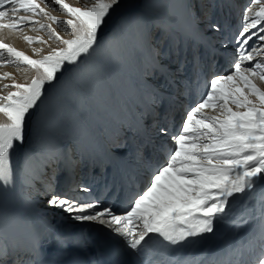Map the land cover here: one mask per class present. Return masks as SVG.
<instances>
[{"label": "snow or ice", "instance_id": "snow-or-ice-1", "mask_svg": "<svg viewBox=\"0 0 264 264\" xmlns=\"http://www.w3.org/2000/svg\"><path fill=\"white\" fill-rule=\"evenodd\" d=\"M258 11L247 7L243 13L242 30L229 39L234 43L235 59L230 62L226 74L213 73L204 77L201 94L195 106L186 109V118L178 128L159 127L152 104L156 90L147 81L143 87L149 96V105L140 114L137 135L149 131L145 120L152 117V128L167 136L173 144L166 154L154 164H146L147 171L136 179L137 187L130 188L126 203L120 207L86 195L83 199L70 198L56 192L46 193L47 204L60 207L71 213L80 222H97L111 233L121 237L134 260H124L123 250L114 248L109 259L96 256L92 241L83 234L49 233L42 235L34 229L28 247L20 249L12 264L27 258L28 264H45L41 259L44 241L54 242L63 252L69 248L85 254L83 261L74 264H195L180 259L169 260L172 251H179L192 238L215 233V225L228 221L237 233L249 223L258 227L229 251L228 259H216L206 264H264V0H250ZM120 0H91L89 6L74 7L65 0H0V29L22 32L35 25L47 28L59 43L42 54V49H33L30 56L0 39V66L14 64L18 69L34 70V75L25 83L13 80L11 85L0 86V189L14 186L16 168L11 155L17 144L25 141L27 118L43 100L47 86L54 85L65 72L78 71L81 64L101 46L100 32ZM47 7H59L68 18L50 15ZM43 16L51 23H41L35 17ZM208 14H206V18ZM53 25H64L69 38L60 35ZM259 26V27H258ZM207 30L220 31L219 24L210 23ZM28 44H47L42 37L23 35ZM138 40L146 43L147 31L138 30ZM213 37L202 34L206 47L212 46ZM251 42V43H250ZM226 47L227 45H222ZM36 56L38 58H33ZM199 58L197 57V62ZM11 73L4 72L0 80L8 79ZM12 88L3 95L5 89ZM206 93V94H204ZM205 109L211 111H205ZM131 130V129H129ZM117 135L114 147L123 148ZM34 156L28 154L21 168L28 165ZM257 187L261 198L256 207L257 215L235 213L233 202L238 194L252 199ZM80 191L90 194L82 185ZM149 243L156 245L149 248ZM7 249L0 248V264H7ZM91 256L92 259L87 257Z\"/></svg>", "mask_w": 264, "mask_h": 264}, {"label": "bare ground", "instance_id": "bare-ground-1", "mask_svg": "<svg viewBox=\"0 0 264 264\" xmlns=\"http://www.w3.org/2000/svg\"><path fill=\"white\" fill-rule=\"evenodd\" d=\"M120 3L124 7L133 9L140 6L141 11L144 12V15H142L144 16V23L147 19L148 21L162 24L164 27L172 28L177 26L192 39L198 42L202 41L201 38L203 33H201L194 24L195 18L188 7L189 0H173L172 3H170L171 8L162 4V0H131L130 2L120 0ZM198 7H200V4H198ZM206 19L207 18L203 21L204 24L206 23ZM114 22L115 21L110 18L107 19L101 31L107 32L108 29H112ZM173 35V31H171L170 36L172 37ZM204 36H208V34ZM130 37H132L139 46L142 59L149 58L150 56L148 55L146 45L141 43L137 38L138 32ZM108 43L112 46L108 47ZM228 46L229 44L226 47ZM127 53V50L123 51V49H121L118 42H101V46L91 57L87 58L86 63L81 64L78 71L65 72L54 85H51L50 88L45 91L42 103L32 110L31 116L27 118L26 126L28 124L29 126L28 130H25V144L28 143L29 146L33 148L35 158L30 160L27 166L21 168L26 156V154H24L22 160H20L18 164H13V167L17 170L14 186L8 188L6 191L0 189V239L3 240L4 243L0 248L7 249V262L10 261V259L11 261L17 259V255L15 254L18 253L20 249L28 247L34 229H39L44 236H47L49 233L83 234L88 229V225H93L95 223L76 221L72 218L71 213L64 211L60 207H53L51 213H46L44 210L30 204L24 197V194L27 192L30 182H38V178H40L37 167H43L42 163L47 162L41 151L45 152L52 162L59 159L65 167V171L71 169L70 162H68L71 158L61 154L62 142H77L83 148V156H91L93 154L91 141L94 144L96 142V137L93 134L92 126L88 123L87 117L89 121L94 122L96 119L93 117V112L96 110L92 107L91 102L87 100L88 94H97L98 92H101L103 95L107 94L102 75L97 68L108 69L115 76H124L127 69H129L130 56L127 55ZM132 65L136 66L137 61L133 60ZM123 81L127 83L125 78ZM130 91L138 94L135 89H130ZM104 98L107 97L104 96ZM143 100L146 101L145 99ZM148 105V102L147 105L142 103V108L145 109ZM85 114H87V117ZM1 118L3 119L2 116ZM120 121L121 119L119 118L118 122ZM97 129L103 131L109 139H115L117 135L122 138L121 130L115 129L111 125L103 123L101 126L97 124ZM153 130V134H155L154 137L157 141V139L160 138L158 129ZM159 142H162L163 145L164 140L160 138ZM169 142L172 141L169 139ZM82 162L84 163L85 169L89 161L82 157ZM142 166L144 167V163ZM87 170L88 169H86V172ZM64 175L68 176L69 174L65 172ZM90 179V175L85 173L84 181L81 186L84 185L90 189ZM63 180L64 179H61L58 186L51 189L48 186H43L44 182L42 178H40L39 183L42 184L41 187L43 186V195L47 196L46 193L54 191L60 195H67L74 199H83L86 195L89 196V193L80 191L81 186L80 188H72L71 190L63 187ZM99 180V178L95 179V181ZM45 185H48V183L45 182ZM259 190L260 188L257 187L254 197L248 200L246 205L244 203L246 197L252 196L253 194H238L237 200L233 202V211L245 215L248 213L257 215L256 207L260 200V197H258ZM261 195L260 191V196ZM47 198L49 197L47 196ZM259 222L258 217L255 223L245 225L240 228L239 233H237L228 221H220L215 225V233L204 234L202 240H209L210 238L217 239L223 236L225 239L234 240L241 235L243 229L251 228L252 230L258 227ZM68 250L69 254L80 252L75 248H69L61 252L54 242L46 239L44 241L41 259L45 261V264H64V256ZM193 261L194 260H191L190 262ZM19 264H28L27 258L21 259Z\"/></svg>", "mask_w": 264, "mask_h": 264}, {"label": "rangeland", "instance_id": "rangeland-1", "mask_svg": "<svg viewBox=\"0 0 264 264\" xmlns=\"http://www.w3.org/2000/svg\"><path fill=\"white\" fill-rule=\"evenodd\" d=\"M126 1L130 2L131 0H125V2ZM172 1L173 0H162V4H164L163 2L169 4ZM201 1L202 0H198V1L197 0H191L192 4H190V8L191 9H189V10H191V11L194 10L195 11L196 8H194V7H196L197 3L200 2V3H198V4H200L199 8H202L203 5H204L206 7L205 9L206 10L208 9L207 12L211 13L212 8L218 2H221V1L223 2L224 0H203L202 2ZM65 2L68 3L71 6H74V7H82L85 3H88L89 6L91 4V0H65ZM226 5H228L229 8L236 9L237 11L239 10L238 14L235 17V21L232 23L233 25H236L235 29L238 31V34H239V31L242 30L243 13L246 11L247 7H252L253 11H258V6L252 4L250 2V0H229L227 3L223 4V6H226ZM137 8H134V9L130 8V10L128 9L129 10L128 12H125V11H123V9H124L123 6L121 5V3H119V5L116 6V8L112 11L111 15L108 17V19L109 18L113 19V18L116 17L117 18V20H116L117 23L115 21L114 24H113L112 29H108L107 32H104V31L100 32V41L101 42H106V41L107 42H112V41L119 42V41H121L124 45H127V43H128V39L126 37L127 32L132 29L133 25L140 24V19L142 18V20H143V18H144V16H142V15H144V12H140V10H138ZM46 11H48L50 15H56V16L60 17L61 19H67L68 18L67 14L64 11H62L61 9H59V7H56L55 9H53L51 7H47ZM194 18H195L194 19V24H195L196 23V17L194 16ZM35 19H38L41 23H43L45 25H47L48 23H51L49 20H47L43 16L35 17ZM202 20L203 19L201 18V21ZM152 23H155V27L152 26L150 29H148L149 31H148L147 35L149 34V36H148L150 38L149 43H152L153 45H155L159 49V47L163 46V42H164V39L166 38V34L167 33L166 32H162L163 28L160 27L159 25H156L157 24L156 22H152ZM142 24H143V21H142ZM53 27L64 38H69L70 32H64L63 31L64 25H53ZM110 30H112V31L108 34V32ZM23 35H29V36H32V37L39 36V37H42L43 39L47 40L48 42H47V44H41L39 42H34L33 44L30 45V44H28L27 42H25L23 40V38H22ZM49 35H50V33L47 31V28L40 29L39 25H35L32 30H30L28 27H25V28L22 29V32H14V31L8 30V29H0V39H3V41L5 43H8L9 45L15 47L16 49H18L20 51L25 52L26 54H28L30 56L33 55V49H35V48L42 49V54L46 55L48 53V51L51 50V48H58L60 46L59 43L55 40L54 37L52 39H48ZM201 40H202V38H201ZM200 43H201V45L203 47H205V52L206 51L207 52L210 51L211 55L209 54V59H210L211 62L213 60L215 61L218 58V61H216V65H215L217 67L215 73L226 74L228 72V70H225V68L222 69V68H220V66L223 63H224V65L225 64H230V62L234 59V56H235L234 54H231L229 57L226 56V52L230 50L229 46L228 47L220 46L217 51L211 52L210 47H206L204 42L201 41ZM212 44H214V43H212ZM144 45H146L147 50H148V55L150 56L147 59L155 58V55H154L153 50H152L153 46L151 44L149 45L148 42L144 43ZM223 48H224V50H223ZM34 57L37 58L36 56H33V58ZM256 59L260 60V59H264V57L258 56V57H256ZM145 60L146 59H144V61ZM4 72L11 73L12 76L10 78H8V79L0 80V86H2L3 84L11 85L13 83V80H15L18 83H25L28 80H30L31 77L35 74L34 70H32V69H28L27 71H25L23 68L18 69L17 66L14 65V64H9V65H6V66H0V75H2ZM145 77L146 76H142L143 79ZM49 88H50V86H47L46 91ZM8 91H14V89H12V88L5 89L2 94L3 95H7ZM204 94H206V93H204ZM96 100H98V99H96ZM98 102L100 103V100H98ZM205 111H211V110L205 109ZM30 116L31 115H29L28 118ZM0 119H2L1 116H0ZM28 126H29V124L26 126V128H27L26 131L28 130ZM153 131L154 130H152V133H154ZM159 136H160V138H162L164 140V143L166 142L165 140H169L167 136L160 135V134H159ZM164 143H163V145H164ZM24 144H25V141H24V143L22 145L17 144L16 148L12 152L11 159L13 157H15V159L17 161L18 159L20 160L22 158L24 152L26 151V150H24V151L22 150ZM26 144H28V143H26ZM168 145H169V142H168ZM27 153L29 154V152H27ZM13 154H14V156H13ZM34 158H35V156H34ZM33 182L34 181L30 182V184L28 186V190L24 194V197H25V195L26 196L34 195V197L37 196V194L36 195L35 194H30V192H29L30 186H33ZM33 188H34V186H33ZM40 188H41V186H40ZM39 191L42 192L41 196H43V198H45V200H47L48 199L47 196L43 195V193H44L43 189H41ZM260 191L261 190L258 191V197L261 198ZM43 198H41L39 200L40 201L39 204L43 201L42 200ZM26 200L30 204L35 205L38 208L37 204L31 203L28 199H26ZM44 203H45V205L41 204L40 206L43 207V208H48L49 209V205L47 204V201H44ZM51 208L53 210L52 206H51ZM40 209H42V208H40ZM42 210H44V209H42ZM44 211L46 213H48L46 209ZM15 255L18 256V253H16ZM7 264H9V262H7ZM11 264H12V261H11Z\"/></svg>", "mask_w": 264, "mask_h": 264}]
</instances>
